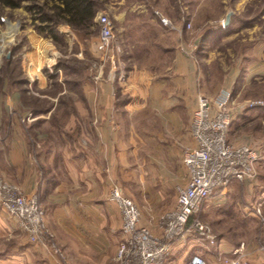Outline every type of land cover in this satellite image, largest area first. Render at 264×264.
Instances as JSON below:
<instances>
[{
  "label": "rangeland",
  "instance_id": "rangeland-1",
  "mask_svg": "<svg viewBox=\"0 0 264 264\" xmlns=\"http://www.w3.org/2000/svg\"><path fill=\"white\" fill-rule=\"evenodd\" d=\"M19 2V6L15 8L0 3V44L7 50L14 42H17L15 47L18 51L23 50L22 42H18L19 39L12 33V21L16 23L19 20L20 22L17 23L21 27L31 24L44 37L51 36L40 32L37 26L42 23L43 12H50L48 7L53 1L19 0ZM97 2L99 3L98 12L109 13L113 23L112 53L116 54L115 63L108 58L107 52L98 49L99 23L93 22L83 29L72 27L77 36L70 48L64 40L57 42L53 39L60 55L46 61L44 71L49 79V85L42 90V93L47 97L35 106L42 110L46 109L50 113L45 115L48 117L38 120L20 119L22 128L25 122L27 124V127L22 130L23 133L20 132L21 135L14 134L11 126L9 127V122L11 123L12 120H0V165H2L0 172L23 192H38L45 208L42 179L46 176V169L41 156L43 157L44 152L49 153L50 149H56L58 155L55 160L59 165L60 175L65 177V170H63L65 159L61 153L82 154L85 147L80 144L81 139L83 136L93 135L89 128L94 127L93 122L87 118H69V113L76 110L73 101L79 99L80 105L84 107L86 95L92 92L91 87L87 88L86 85L94 79L103 80L109 84V94L114 96L116 117L111 123L113 128V133L110 135L111 152L106 159L101 188L105 189V197H108L115 184L121 186L124 192L136 201L144 219L154 223L158 221L162 212L175 204L178 186L184 184L187 178L183 153L193 143L191 117L198 96L200 94L214 96L218 93L217 90L223 87L231 88L229 85L234 84L231 88L233 97L230 103L233 120L228 133L229 141L233 144L242 140L241 127L235 123L239 114L249 108L264 106V84L253 85L257 88L253 94L250 87H242L238 84L244 71L240 70L239 75H235V63L239 59L240 63L243 61V56L248 52L251 43L264 38V0H97ZM137 3L143 4L147 9L146 15L154 16L155 10L158 9L180 27L181 33L176 36L177 54L179 48L189 51L190 54L185 53V55L191 58L192 68L195 71V76L189 85L185 75L179 81L180 89L177 92H181L178 94L182 96L185 104V108L179 110L181 117L175 118L168 113L166 104L162 100L155 102L156 97L152 94L154 89L144 90L143 94L139 87L130 84L131 79L125 70L122 54L127 51L126 49L132 51L136 48L137 51L138 48L133 46L134 34H131L132 37L129 36L125 43L121 40V35H127V33L122 29L117 16L124 10L129 15L134 14L133 10ZM230 11L233 12L230 23L225 26V18ZM65 23L63 21L54 23L58 34L61 35L59 30ZM187 23H191V27H187ZM150 24L151 22H148L147 26ZM127 40L130 44L132 43L131 46ZM18 58H20L19 55L12 64H9L6 59L0 61V88L5 89L6 92L8 87L4 88L6 83V81L3 82L4 79L23 77L19 65L16 64V61L19 63ZM60 64L62 67H59ZM132 81L140 82L139 79ZM34 88L40 92L38 87ZM64 88L67 92L62 94ZM129 89L136 91L135 95H131ZM215 89L216 92H211ZM94 92L95 89H93ZM190 92L194 99L189 96ZM132 96L134 99L130 102ZM251 100H261L263 104L249 107L247 102ZM0 113H2L1 105ZM34 126L39 131H36ZM82 128L88 129L85 135L80 132ZM23 137L32 150L31 153L28 152V155H30L29 160L34 173L26 186L17 181L16 178H19L17 168L3 158V151L9 150L15 140L23 142ZM22 177L20 175L21 179ZM244 183L246 181L238 185L231 184L224 193L219 192L211 197L201 214V218L211 224L216 234L225 235L232 241L242 238L246 240L249 235L247 231L237 229L235 226L240 225L241 218H245L242 213L245 205L243 198L238 196L235 199V190L238 193L246 191ZM11 222L15 224L12 223L15 227L14 236L8 237L5 232H0V250L6 252L10 246V255L19 254L20 256L23 250H28L33 256L35 253L33 247L40 248L42 243L32 242L14 219ZM47 224L50 232L54 234V240L60 252L49 242L44 245L53 255H59L64 264H68L65 262L68 258L59 238L60 232L48 221ZM256 227L258 229L256 238L261 247L264 246L261 240L264 226L259 222ZM235 228L242 231L237 232ZM195 242L201 243L200 240ZM43 252L52 263L55 262L52 256H48L47 251Z\"/></svg>",
  "mask_w": 264,
  "mask_h": 264
},
{
  "label": "crops",
  "instance_id": "crops-1",
  "mask_svg": "<svg viewBox=\"0 0 264 264\" xmlns=\"http://www.w3.org/2000/svg\"><path fill=\"white\" fill-rule=\"evenodd\" d=\"M133 11L135 13L129 15L124 10L117 16L122 29L126 30L127 33V35H121V40L125 43L126 39L134 34L135 43L133 46L138 48L137 51L136 48L133 49V52L126 49L127 51L122 54L125 70L131 79L130 84L139 87L143 94L144 90L154 89L152 94L156 97L155 102L162 100L166 104L168 113H171L175 118L181 117L179 110L185 108V104L182 101V96L178 94L181 92H177L180 89L179 81L185 75L189 85L195 76V71L192 68L191 58L185 55V53L190 54L189 51L179 48L177 54L176 36L181 33L180 27L174 20L173 26H167L159 20L158 16L146 15L147 9L141 3H137ZM17 22L12 21V33L17 36L18 42H22L23 50L18 51L16 49L17 42L12 43L8 50L11 51L10 57L20 56L23 80L16 78L3 80V82L6 81L4 88L7 86L8 91L0 88L2 109L0 120H12L11 123L9 122V127L11 126L14 134L19 135L27 127L25 122L22 128L20 119L25 121L48 117L45 115L50 112L46 110L39 109L38 112L33 113L30 104L31 101H42L43 98L47 97L46 94L42 93V90L49 85V79L44 71L46 61L53 57H59L60 53L52 36L44 37L33 25L28 24L21 27ZM148 22H151L148 25L150 27L147 26ZM59 31L64 42L70 48L76 39V31L68 23L62 24ZM128 42L130 44V41ZM97 46L101 50L99 41ZM8 50L6 49V52ZM112 50L113 44H111L107 54L111 62L115 63L117 58ZM243 57L241 63L239 62L240 59L235 63V75L238 76L240 70L244 71L241 76L242 80L239 79L238 84L242 87H250L249 89H252L254 94L257 88L253 85L264 84V38L251 43L248 52ZM134 79H139L140 82L135 83L132 81ZM233 85L231 83L229 86L232 88ZM34 87H38L40 92ZM86 87H91L92 92L90 91L91 93L86 95L84 107L80 105L79 99H74L76 110H72L68 115L69 118H87L93 122L94 127L89 128L93 135L90 137L83 136L81 139L80 144L85 147L84 152L82 154L71 152L65 155L64 152L61 153L65 159V164L63 161L65 177L60 175L59 165L55 160L58 155L56 149H50L49 153L48 151L47 153L44 152L43 157L41 156L46 169V176L42 179L46 219L60 232L59 238L68 258L65 262L68 264H117V251L124 239L122 214L117 202L110 199V192L109 196L105 197V189L101 188L106 159L111 152L110 135L113 133L111 123L116 117L115 99L109 94V84L103 80L94 79ZM93 89H95L94 93ZM129 91L131 95L136 93L131 89ZM65 92H67L66 88L62 94ZM186 92L188 93V91ZM211 92H216V89ZM189 96L194 99L191 92ZM133 99L132 96L130 102ZM235 123L241 127L240 133L242 134V140L236 144L243 143L242 141L249 142L263 154V158L257 166L258 175L255 179L235 180L231 183L238 185L246 181L244 183L246 191L238 193L235 190V199L241 196L245 202L242 208L245 218H241L242 221L240 222L244 228L240 225L235 226L237 229L241 228L243 231H247L248 239L242 238L232 241L225 235L219 234L218 244L211 246L206 239L192 236L186 241L176 242L173 245L172 264L188 261L194 253L202 254L207 259L208 264H224V256L230 255L231 251L242 242L245 243L250 264H264V252L260 249L259 240L257 242L256 238L258 230L256 224L259 221L252 211L256 208L264 209V106L244 110L239 114ZM35 130L39 131L36 128ZM85 131L88 132V129H80L82 135H85ZM30 151L32 150L25 138L23 142L15 140L9 150L3 151V158L17 168L19 178L16 179L23 186H26L30 177L34 175L29 160L30 155H28ZM0 166L2 167V165ZM185 169L187 172L186 166ZM20 175L23 176L22 179ZM187 179L188 173L185 183ZM11 220L13 219L0 206V232H5L8 237L14 236L15 227ZM140 223L149 226L155 232H160L158 221L152 223L141 216ZM237 229L235 228V231H242ZM194 240H200L201 243L198 244ZM261 240L264 242V231ZM8 248L10 249V246ZM33 248L36 253L33 256L28 250H23L20 256H18L19 254L10 255L9 249L6 252L0 250V264H64L59 255H53L44 244L40 248L37 246ZM13 251L11 249V252ZM43 251H47L48 256H52L55 262L52 263L49 257L46 258Z\"/></svg>",
  "mask_w": 264,
  "mask_h": 264
},
{
  "label": "built area",
  "instance_id": "built-area-1",
  "mask_svg": "<svg viewBox=\"0 0 264 264\" xmlns=\"http://www.w3.org/2000/svg\"><path fill=\"white\" fill-rule=\"evenodd\" d=\"M155 14L159 20L173 26V21L160 10ZM99 48L109 52L114 36L113 23L109 13L99 12ZM191 27V23H187ZM6 48L0 44V61ZM233 93L223 87L214 96L200 94L191 117V134L194 143L183 153V163L187 168L186 183L178 186L173 207L159 215L160 232L140 223L141 209L123 188L115 184L110 191V199L117 202L122 214L124 239L117 251V264H172L171 254L176 242L198 236L211 246L219 242L211 224L201 218L209 199L219 192L224 193L235 180L255 179L257 166L263 154L248 143L233 144L228 133L232 118L230 103ZM261 100H251L247 106L262 105ZM0 206L14 219L35 243H51L60 252L47 224L45 208L38 192L25 193L14 182L0 172ZM264 226V209L252 210ZM260 249L264 252V246ZM245 243L224 256V264H250ZM177 264H208L200 253H194L188 261Z\"/></svg>",
  "mask_w": 264,
  "mask_h": 264
},
{
  "label": "trees",
  "instance_id": "trees-1",
  "mask_svg": "<svg viewBox=\"0 0 264 264\" xmlns=\"http://www.w3.org/2000/svg\"><path fill=\"white\" fill-rule=\"evenodd\" d=\"M53 3L48 8L50 9V12H43V15L41 16L42 23H40L37 27V29L40 32H45L47 34H50L55 41L63 40L62 36L58 34L55 30L54 23L58 21H63L74 27L75 29H83L87 25L96 22L98 17V9H99V3L97 0H52ZM0 3H3L4 5L10 6V7H18L19 6V0H0ZM43 10H45L44 7H42ZM17 57L12 58H6L9 64H12V62L15 61ZM18 62L16 61V64L19 65L20 69V58H18ZM63 64V63H62ZM62 64H60L59 67H62ZM12 70V68L10 67ZM14 69V68H13ZM14 71V70H13ZM22 72V71H21ZM22 79V77H14L9 78L11 80L13 79ZM38 102L41 101H31L33 113H36L39 111V107L37 106ZM40 105V103H39ZM46 110V109H44ZM202 214V213H201ZM218 235V234H217Z\"/></svg>",
  "mask_w": 264,
  "mask_h": 264
},
{
  "label": "water",
  "instance_id": "water-1",
  "mask_svg": "<svg viewBox=\"0 0 264 264\" xmlns=\"http://www.w3.org/2000/svg\"><path fill=\"white\" fill-rule=\"evenodd\" d=\"M232 13H233V12L230 11V12L227 14V16H226V18H225V22H224V25H225V26L229 25L230 20H231ZM10 55H11V51L8 50V51L5 53V56H6V57H10Z\"/></svg>",
  "mask_w": 264,
  "mask_h": 264
}]
</instances>
